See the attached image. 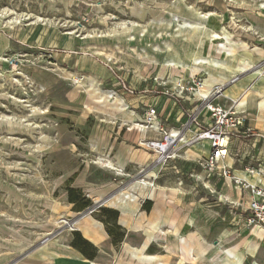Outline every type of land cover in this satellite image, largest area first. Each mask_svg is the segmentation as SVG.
Instances as JSON below:
<instances>
[{
	"label": "rangeland",
	"instance_id": "rangeland-1",
	"mask_svg": "<svg viewBox=\"0 0 264 264\" xmlns=\"http://www.w3.org/2000/svg\"><path fill=\"white\" fill-rule=\"evenodd\" d=\"M237 4L227 0H0V55L4 59V62L0 61V264H42L43 255L56 250L54 242L71 230L73 244L87 253L89 261L93 260L97 256L96 249L82 239L75 226L83 215L102 223L117 258L121 262L128 261L125 242L134 245L140 239H134L119 223L121 214L118 211L103 206L102 202L119 196L123 189L128 190L131 184L146 178L150 172L139 174L138 168H130L126 175L119 174L98 162V154L106 151L101 148L99 140L106 131L114 136L118 123H105L100 115L86 112V99L77 89L78 84L91 76L103 91L123 98L125 94L131 97L140 95L141 91H146L142 95L147 97H165L175 102V118H178L181 111L185 114L189 110L188 104L192 100L201 96L199 91L203 89L207 74L220 76V72L206 66L194 77L188 76L181 68L162 71L163 55L159 56L157 65H146L125 54L130 44L125 35L107 36V32L123 23L128 27L131 22L148 25L153 19L167 18V11L179 7L186 21L203 24L207 22V16L221 14L219 25L224 27L225 33L237 35L236 38L228 36L234 43L264 49V37L251 27L249 21L236 19L231 14L254 15L258 12L257 8ZM134 5H143L146 10L142 21L130 14L129 10ZM97 6H102V12H96ZM101 19H107V25H103ZM156 32L161 30L148 25L147 33L136 37L135 47L151 53V46L159 45L161 40L155 37ZM207 34L201 31L198 38L177 36L173 40L180 66L190 65L194 54L208 56L205 44ZM211 39L215 37L212 35ZM223 62H229L228 58ZM256 67L264 71V58ZM162 72L160 78L158 75ZM173 73L179 78L180 87L171 84ZM251 74L252 71L237 76L222 72L228 80L225 86L232 85L230 81L233 78L241 80ZM140 76H143L142 81ZM151 85L155 88L153 93ZM225 86L216 87L209 93L212 104L220 102L218 93ZM180 89L183 93L177 98ZM142 102L148 103L146 109L153 107L148 98ZM241 110L245 112L241 114L245 117L244 124H247V112L237 109ZM158 112L160 114L161 111ZM164 114L163 111L160 117ZM251 129L254 137L264 136V132ZM92 140L98 142V150L91 148ZM167 172L155 173L156 179L150 181L159 187L180 189L177 201L188 202L191 198L198 201L202 198L206 199L202 205H207L218 197L217 186L207 189L198 187L196 191H190L187 186L175 184V179H182L181 174ZM119 180L123 182L118 184ZM180 181L183 185L189 183L183 179ZM110 182L117 183L118 188L102 199L105 190H108L103 185ZM233 187L237 185L233 183ZM69 189L74 190L75 204L68 200ZM223 189L220 194L230 193V190L226 192ZM156 193L157 197L163 194ZM242 194L241 198H236L233 190L232 198L228 199L236 200L237 204L245 207L249 196L244 197L243 188ZM96 195L102 199L97 204L92 202V196ZM135 195L141 204L140 211L149 214L155 203L148 200L147 191ZM223 202L221 220L215 224H228L226 229L231 231L232 236L222 241L226 243L246 235L249 228L232 223L227 216L230 205ZM206 207L203 209H208ZM249 233L251 235L252 231ZM247 240H242L233 250L240 253L238 247L244 246ZM157 243L163 244L162 236L149 247L147 253H161ZM221 255L212 249L208 257L218 259Z\"/></svg>",
	"mask_w": 264,
	"mask_h": 264
},
{
	"label": "bare ground",
	"instance_id": "bare-ground-1",
	"mask_svg": "<svg viewBox=\"0 0 264 264\" xmlns=\"http://www.w3.org/2000/svg\"><path fill=\"white\" fill-rule=\"evenodd\" d=\"M221 1L224 2V0ZM227 1L239 3L243 6L257 8L258 12L254 15L244 14L243 16H239L234 12H231V14L236 19L245 18L246 20H248L251 27L255 28L258 31L257 33L264 37V0ZM116 8L119 9V6H116ZM224 8L225 7H223V9ZM162 9L165 10L164 7H162ZM95 10L97 13H100L102 12L103 8L102 6H97ZM129 11L130 14L136 17L139 21H142L146 14V10L143 8V5L141 7H137L136 5H134V7L130 8ZM167 13V18H156L153 19L150 24H148L152 25L157 30H161V32L155 33V37L157 39H161L160 44L151 46V53L144 49L138 50L135 47L134 42L136 41V37L140 38L144 36V34L147 33L148 28V25L139 24V21V23L131 22L130 27L123 23L119 26V28H113L108 31L106 35H125L127 37V42L130 43L125 54L127 56L136 58L146 65H157L159 56L163 55L164 60L161 66L162 71H165L166 68H170V70H177L178 68H181L182 71L186 70L188 76L194 77V75L199 74L201 69L205 66L211 67V69L214 68L218 70L220 72V76L207 74V76L205 77L203 81V89L199 91V94L203 97H207L214 88H220L228 83L226 76L222 75V72L227 71L237 76V74L239 73L244 74L246 72L252 71V74L249 77L254 79L252 84L248 85L247 82L236 79L235 81H233L231 89L227 91L222 89V91L220 92L218 90L219 96L217 98L220 101L219 105L222 107H234L236 111L237 109H244L247 112L248 117L255 118L258 122L257 126L261 128V121L264 118V71L257 68L256 65L260 60H263L264 49L257 46L247 47V45L242 43H234L230 37L221 32L222 27L221 25H219V23L222 22L221 14H211L207 16V22L203 24L202 22L198 21H186L183 18V14L180 11L179 7H175L174 9L169 10L167 11ZM148 21L149 20H147V22ZM101 22L103 25H107V19H101ZM201 31L208 33V37H206L205 40V44L208 49V56L205 57L194 54L191 58L192 63L190 65H185V67L180 66L178 53L172 45V42H174L173 40L177 36L198 38V35ZM212 35L215 37L214 40L211 39ZM162 36L164 38H162ZM225 58H228L229 62H223V59ZM0 61L1 63L4 62V59L1 55ZM158 76L161 78L163 76V72ZM170 79L173 87H180L181 83L179 81V78L177 79L175 73L170 76ZM77 89L85 96L86 112L100 115L101 120H103V122L105 123L110 124L118 121L121 125L125 124L126 122H131L134 124V118L136 116L133 111L128 109V106L126 105L127 103H125L124 101L125 99L113 92L103 91L100 88V84L93 77L87 76L84 81L78 84ZM137 127L139 133L142 134L144 132L143 128L140 126V124ZM90 144L93 150H98V142L96 140H92ZM107 153L108 152H104L103 154L99 153L97 158L98 162L104 165L109 170L119 172V174L122 173V166L119 163L116 164ZM208 153L209 150L207 143L197 142L192 144L184 151V156L188 160H194L198 157H201L202 155L208 156ZM219 165L220 167H222L223 165L232 167L233 159L228 156L224 160V162H221ZM233 175L234 178L240 181V183L244 184L249 190H251V188L254 186L264 188V179L261 177H258L256 175L249 177V175L244 171L241 172L238 170H235ZM153 179H155V173L150 172L149 174H147L146 178H142L141 180L136 181L128 190H123L119 196L107 198L102 202L103 206L114 209L121 213L122 217L120 218L119 222L127 230H130L132 233H138L142 231L144 232L143 235L145 236V238L140 243H136L134 245H132L128 241L125 242L128 261H117L115 264H242L243 254L235 252L233 250L234 246L236 245L219 246V250L223 251L226 254L225 258H223L220 262L215 263L208 257L204 256L202 250L199 248L200 246L198 240L201 239L209 246L213 245L211 243H208L205 240V236L202 234L199 236L198 240H191L185 237L181 233L182 229L178 224L177 215H175L174 218H170L165 214L160 215L157 211H153L150 215H145L144 213L138 214L139 203L137 202L138 197L135 195V193L142 194L143 191H147V193L149 194V192L152 190L151 186L154 184L150 180ZM158 189L159 192L163 194H160V196L157 197L154 192V187L152 193L148 196L150 197L149 200H155L158 204V208L162 209L161 204L163 202L161 203L157 199H165L168 207L172 208V205L176 200V195L180 194L181 191L174 188L171 190L169 189L170 193L166 195L164 194L163 187L162 189L158 187ZM236 189L237 191H240L241 186L237 185ZM99 199L100 196L98 195L92 196L93 202H99ZM131 220L133 221V223L131 222ZM164 225H169L170 230L167 233L163 232L161 229ZM75 226L81 232L84 239L101 249L102 240L105 236L101 223L93 220L89 215H83L81 217V220L75 223ZM196 228L198 231H200L198 227ZM249 231H252L251 236L256 234L260 236L264 235V227L260 225L250 227ZM228 233L230 232L227 231L226 234ZM160 236L163 237V244L165 245L164 248L166 253L162 255H149L146 252L147 248L152 242H157ZM68 241L69 235L57 239L53 244L56 250H50L46 255H43V257L41 258V263L53 264L59 262L60 260L71 261L72 259H76L80 264H110L101 262L87 263L85 259L71 256L68 253V251L70 250ZM244 247L245 252L249 257H255L257 249L256 245L251 243V238L245 241ZM253 264L259 263L257 261H254Z\"/></svg>",
	"mask_w": 264,
	"mask_h": 264
},
{
	"label": "crops",
	"instance_id": "crops-1",
	"mask_svg": "<svg viewBox=\"0 0 264 264\" xmlns=\"http://www.w3.org/2000/svg\"><path fill=\"white\" fill-rule=\"evenodd\" d=\"M222 32L225 33L224 27H222ZM225 34L227 36H230L233 38H236V36H237V35L234 36L232 33L231 34L225 33ZM139 79L142 81L143 76H140ZM241 80L247 82L248 85L253 83V79L249 78V77H243V78H241ZM231 87H232L231 85H227L224 87L223 90L227 91V90L231 89ZM150 89L152 91L151 93H153L155 88L153 85H151ZM145 92L146 91H141L140 95L133 96V97L129 96L128 94H125V96L123 98V99H125L124 100L125 103H127L126 105L128 106V109L133 111L135 116H136L134 118V124L131 122H126L129 125H127L126 123L123 125H119V122L116 121L118 123V129H117V131H114V136L111 135L110 132L106 131V132H104L102 139L99 140L102 143L101 148L103 150H106L104 152H109L110 158L116 164L119 163L122 166V169H123L122 173H125V175L127 173H129L128 170L130 168H136L137 169L139 167H146L149 164H151L157 158V155L152 153L151 150H148V148L144 144V142H146L147 140L155 139L156 134L145 133V132L140 134L138 127H137L142 122L144 111L146 110V107L148 106V103H146V102L143 103L142 100H144L146 98L149 99L150 105L155 107L161 122L165 125V127L167 129L177 128L179 126V124L182 120V116H183V112L181 111V115L178 118H175L177 116V113L174 112L175 106H176L175 102L169 101V99L162 97V96L147 97L145 95H142V94H145ZM136 97H138V99L134 100L133 98H136ZM193 103H194V100H192L188 104L189 110L193 107ZM157 108H159L160 110H157ZM189 110H186V111H189ZM158 111H161L160 112L161 115H162V112L164 111L165 112L164 117H160V114ZM239 112L245 113L243 110H241ZM248 119H249V122H247V124H245L244 128H250V126H249V124H250L253 127V130H256L259 133L264 132V128H263L264 127V118L261 121V123H262L261 128L262 129L257 126L258 122L255 118L248 117ZM255 125H256V127H255ZM259 129H261V130H259ZM193 132H194V129L192 128L187 133V135H191V133H193ZM255 137L254 138L252 137L249 140H245V138H242V140L233 142L231 144L229 156L233 159V166H232V170H231V175L233 176V178H234L233 173L235 172V170L242 172V171H244V167H246L248 165H252V162L250 161V157L257 158L258 160H260L264 164V136L263 137L257 136L256 138ZM135 146H137L138 149H136ZM202 157H204V155H202ZM239 167L241 169H237ZM176 170L179 172L178 174L182 175V179L184 181L189 182V183H187V185H183L184 183L180 181L182 179H180V178L175 179V182H176L175 184L177 186H179V187L180 186H187L190 191H192V190L196 191V189L198 187H203V188L207 189L206 187L212 188L213 186H217V187H219V189H218L219 193H218V197L216 198V200H213V201H211V203H208L207 204L208 206L202 205L206 200V199H202V198L198 199V201H195V199H192V198L189 199V201H188L189 205L187 204L188 202L184 203V201H179V203H178V201L175 200V203L172 205V208H171V207H168V204L165 202L166 201L165 199H162V200L157 199L161 203L163 202L161 204L162 209L158 208V204L155 200H152V202L155 203L152 211L149 214L145 213L143 211H140L141 204L139 203L138 214L144 213L145 215H150L153 211H157L160 215L165 214V215H168L170 218H174L175 215H177L178 224L182 229L181 233L185 237H187L188 239H191V240H198L199 236L202 234L205 236V240L208 243H211L213 245V246H209L206 242L202 241L201 239L198 240V243L200 246L199 248L202 250V253L204 256L208 257V255H209L210 251H212V249H215L222 254L221 257L218 259H210L208 257L210 260H212L215 263L220 262L226 256V254L223 251L219 250V246L238 245L241 243L242 240L251 238V243L255 244L256 249H257L256 253H255V257H249L245 252V247L243 245L239 246L238 250L241 254H243L242 264H253L254 261H257L259 264H264V235L260 236V235L256 234V235L251 236L249 233V229H248L246 235L238 236L236 239H233V240L226 242V243L225 242L222 243L223 240L232 236L231 231L226 229V226H228V224H224V223L223 224L221 223L218 225L215 224L218 220H221L220 214L222 212V207L224 205L223 201H226V202L232 201L233 202V200L230 201L228 199V198H230V199L232 198L231 194L233 193V190L235 191L236 198H241V196L243 195L241 190L237 191V189L235 187H233V183L230 180V178L228 177V178H211L210 179L207 177L206 172L201 171L193 163L185 162V161H181V160L169 162V164L165 168V171H168L166 174H175L176 175ZM158 171H159L158 167H154V168H151L150 170H148V172H154L156 174H158ZM163 175H165V174H163ZM163 175H161L160 177H162ZM190 175L192 176L191 178L189 177ZM194 177H198L199 181H196L194 179ZM228 180H230V181H228ZM122 182H123L122 180H119L118 184H121ZM178 182H181V184H179ZM132 185L133 184H131L129 187H131ZM103 187H104V189H108V190H105V193L102 195V198H106L109 196V194L113 190L118 188V185H117V183L110 182L106 185H103ZM151 187H152V190L149 192L148 195H150L152 193L154 187H155L154 192L156 195L157 194L156 192H159V189H158L159 186H156L155 184H153ZM159 188L162 189V187H159ZM223 188H225L226 192H228L230 190L231 194L229 192L226 193L225 195L220 194V192L222 190H224ZM163 189H164V194L168 195L170 193V190L173 188H171L170 190L167 188H163ZM167 192H169V193H167ZM247 196H249V195H247L245 193L244 197L246 198ZM109 198H111V197H109ZM100 200H102V199H100ZM149 201H151V200H149ZM234 202L237 203L236 200ZM93 203L97 204L98 202H93ZM164 204H166L167 206ZM68 205L72 206L69 203H68ZM205 207L208 209H203ZM209 208H211L212 210L211 209L209 210ZM183 214H184V216H183ZM228 215L229 214L227 211V216ZM121 217H122V215H121ZM229 218H231V217H229ZM119 221H120V219H119ZM195 225H197V226H195ZM164 226H163L164 228L162 227L161 229L163 232L167 233L170 230L169 225H164ZM196 227H198L200 231H198ZM103 230H104V227H103ZM128 231H129L130 235L132 234L134 239H140V241L138 243H140L145 238V236L143 235L144 232H142V231H140L138 233H132L130 230H128ZM227 231H229L230 233L226 234ZM71 232H72V230H71ZM71 232L68 234L69 235V241H68L69 246L72 243V241L74 240V237L71 234ZM77 232L81 235V233L78 230H77ZM104 233H105V236L103 237V240H102L101 249L99 247L95 246L94 244H92L91 242L87 241L86 239H84L83 236L81 235L82 239L85 240L86 242H88L89 244H91L97 251V256L93 260L88 261V260H90L89 259L90 257L80 247L79 248L70 247V250L68 251V253L73 257L85 259L87 261V263H89V262H101V263L115 264L117 261H120V260L117 258V255L114 251L111 240L107 236L105 230H104ZM257 233H260V232H257ZM129 234L126 236V238L129 236ZM65 236H67V235H65ZM105 237H107V238H105ZM259 239H261V240H259ZM253 240H256V241H253ZM151 245H155V242H152L150 244V246ZM164 246H165L164 244H161V243L158 244L157 243V247H159L161 249V253H158V255H162V254L166 253ZM149 247L147 248V250L149 249ZM147 250H146V252H147ZM148 254L150 255V253H148ZM151 255H157V254H151ZM114 260H115V262H114ZM53 264H80V263H78V261L76 259H72L71 261L60 260L59 262H56ZM202 264H209V263H202Z\"/></svg>",
	"mask_w": 264,
	"mask_h": 264
},
{
	"label": "built area",
	"instance_id": "built-area-1",
	"mask_svg": "<svg viewBox=\"0 0 264 264\" xmlns=\"http://www.w3.org/2000/svg\"><path fill=\"white\" fill-rule=\"evenodd\" d=\"M233 81H235L234 78L230 82ZM182 90H178L177 98L183 93ZM209 98V96H198L194 100L193 107L183 114L179 126L175 129L165 127L155 108L146 109L140 126L145 133L156 134V138L147 140L144 144L148 150L157 155V158L148 166L139 167L138 173L148 172L151 168L158 167L159 174L165 170L168 162L181 160L193 163L201 171L206 172L210 179L229 177L236 185L243 186V190L249 195L245 207L235 202L225 201L230 205L228 214L232 223L244 224L248 228L256 225L264 226V188L254 186L249 190L244 184L233 178L232 167L227 165L220 167L219 165L229 156L230 146L233 142L242 140V138L254 137L251 134L252 130L244 128L245 117L234 107L225 108L218 102L212 104ZM192 128L194 132L188 136L187 133ZM197 142L207 143L208 156H201L194 160L186 159L184 151ZM250 161L252 165L244 167V172L249 176L256 175L264 179V164L254 157H250ZM178 173L176 170V174ZM194 179L199 181L198 177H194Z\"/></svg>",
	"mask_w": 264,
	"mask_h": 264
},
{
	"label": "trees",
	"instance_id": "trees-1",
	"mask_svg": "<svg viewBox=\"0 0 264 264\" xmlns=\"http://www.w3.org/2000/svg\"><path fill=\"white\" fill-rule=\"evenodd\" d=\"M73 193H74V190H73V189H69V190H68V200H69L70 203L75 204L76 199L74 198ZM74 207H75V206H74ZM74 209H75V208H74ZM147 210H149V208H147ZM84 241H85V240H84ZM73 242H74V240H73L72 243H71L72 247H73V248H79V247L75 246V244H73Z\"/></svg>",
	"mask_w": 264,
	"mask_h": 264
}]
</instances>
